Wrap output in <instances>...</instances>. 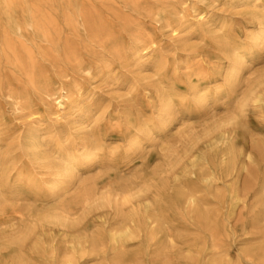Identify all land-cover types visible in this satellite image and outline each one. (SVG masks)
<instances>
[{"label":"bare ground","instance_id":"6f19581e","mask_svg":"<svg viewBox=\"0 0 264 264\" xmlns=\"http://www.w3.org/2000/svg\"><path fill=\"white\" fill-rule=\"evenodd\" d=\"M12 1L28 0H0L11 28L0 30V264H88L95 257L99 264H136L125 253L128 242L141 239L148 248L163 236L170 238L160 211L165 186L144 172L109 179L101 172L116 165L121 152L127 158L155 140L140 99L156 100L153 121L161 125L189 106L205 111L213 95L224 101L242 84L241 117L249 103L264 105V71L252 80L241 79L249 65L247 52L264 50V0H230L251 6L255 30L240 44L225 30L212 35V58L191 55L192 47L184 42L183 67L158 52L139 20L154 17L160 23L166 13L177 16L187 10L188 2L208 0H35L43 3L29 17L24 14L21 24L11 15L13 4L7 2ZM197 20L202 26L209 23L202 16ZM177 36L172 30L173 39ZM149 66L153 77H142ZM98 77L110 80L111 91L124 90L125 97L118 96L112 105L86 93L85 84ZM216 77L223 84L209 88ZM181 82L186 91L177 90ZM235 118L216 125L234 126ZM115 135L123 140L122 148L106 144L105 138ZM219 140L227 146L221 159L227 168L233 137L222 132ZM263 144L258 142V151L264 155ZM241 155L233 171L249 174L257 166L254 155ZM166 159L168 173L183 160ZM198 159L193 156L183 177L210 186L213 175L195 171ZM93 168L96 175L89 174ZM256 188L264 218V176ZM24 192L45 197L40 206L24 210ZM175 195L172 208L208 233L207 250L217 252L218 234L210 229L199 192L190 187ZM233 198H239L236 187L231 188ZM118 223L121 227H114Z\"/></svg>","mask_w":264,"mask_h":264},{"label":"rangeland","instance_id":"374dc122","mask_svg":"<svg viewBox=\"0 0 264 264\" xmlns=\"http://www.w3.org/2000/svg\"><path fill=\"white\" fill-rule=\"evenodd\" d=\"M7 3L13 4L11 15L16 23L21 24L23 15L29 17L31 12L34 13L35 6L43 2L28 0ZM187 4L189 5L187 10L179 12V9L175 8L178 15L166 13L160 23L154 21V17L139 20L149 39L156 43L158 52L169 58L171 64L183 67L182 62L187 59V54L181 51L184 42L192 47L191 55L209 54L212 58L216 55L213 50L215 42L209 41L212 35L225 30L233 41L240 44L250 31L256 28V24L248 15L250 5L234 4L230 0H208ZM198 16H202L209 23L205 26L200 25ZM6 21L3 9H0V30H11ZM172 30L178 33V39H173ZM262 52L259 55L258 49L254 54L247 52L249 65L243 70L242 80L257 78L258 74L264 71V50ZM224 62L221 61L222 64ZM154 71L152 66H149L141 76L152 78ZM216 78V81L214 78L209 81V88L223 84L221 77ZM110 83L109 79L98 77L87 82L84 90L104 99L105 104L114 105L120 99L118 96L125 97V91L122 89L111 91ZM177 90L186 91L185 83L178 84ZM245 91L246 86L242 84L224 101L218 100L217 94L213 95L215 99L209 102L205 111L189 106L180 110L170 124L162 125L153 121L156 100L152 97L140 99L139 109L150 119L152 124L150 128L155 140L144 142L140 151L134 150L127 158H123L121 152L116 158L118 163L114 166L109 165L101 173L109 175L110 177H107L109 179L121 175L130 177L132 174L144 172L148 180L164 184L166 190L162 198L166 203L160 205L162 209L160 211L170 238L163 236L160 242H153L148 248L141 239L128 242L125 253L129 260L137 262L136 264H210L214 261L218 264H264V218L259 212L261 207L257 204L258 197L254 196L256 185L264 176V155L258 151V142L264 143V105L258 108V105L249 103L241 117L238 104L241 103ZM235 115L238 123L234 126L217 127L216 123ZM222 132L233 137V149L228 155L230 162L227 168L221 164L222 155L227 148L224 142L219 140ZM105 141L110 148L124 146L123 140L117 135L113 138L106 137ZM246 151L254 155L257 166L253 167L249 174L244 172L237 174L233 171V166L239 165L243 160L241 153ZM193 156L200 157L196 161L197 175H213L214 179L210 186L188 175L183 177L184 168L187 166L190 169L188 162ZM168 157L172 161L183 159L172 173H168L166 169ZM97 172L98 169L93 168L89 174L96 175ZM176 175L179 176L178 180L174 178ZM190 187L199 192L204 201L203 209L211 221L210 229L218 234L220 249L217 252L207 250L211 241L208 233L201 231L191 218L179 215L172 208L175 193L180 190L186 191ZM234 187L238 188V199H231V188ZM44 197V193H40L36 198L33 192H24L22 208L27 210L40 206ZM87 220L92 221V217H88ZM121 225L118 223L114 227L118 228ZM93 259L88 264L101 263L99 257Z\"/></svg>","mask_w":264,"mask_h":264}]
</instances>
